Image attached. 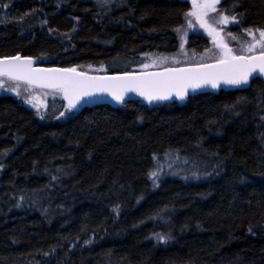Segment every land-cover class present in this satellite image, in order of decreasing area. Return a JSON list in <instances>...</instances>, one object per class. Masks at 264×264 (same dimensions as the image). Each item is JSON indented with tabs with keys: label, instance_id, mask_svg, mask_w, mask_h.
Returning <instances> with one entry per match:
<instances>
[{
	"label": "trees",
	"instance_id": "obj_1",
	"mask_svg": "<svg viewBox=\"0 0 264 264\" xmlns=\"http://www.w3.org/2000/svg\"><path fill=\"white\" fill-rule=\"evenodd\" d=\"M219 6L264 30V0ZM189 7L0 0V57L93 73L180 65L173 30ZM189 40L210 55L207 37ZM43 92L38 107L0 93V264H264L260 79L182 103L78 111ZM166 156L193 163L197 175L166 174L154 189L149 174Z\"/></svg>",
	"mask_w": 264,
	"mask_h": 264
},
{
	"label": "water",
	"instance_id": "obj_2",
	"mask_svg": "<svg viewBox=\"0 0 264 264\" xmlns=\"http://www.w3.org/2000/svg\"><path fill=\"white\" fill-rule=\"evenodd\" d=\"M206 35L209 37L212 46L219 52L218 57L214 60L183 64V65H173L165 66L153 69H144L138 71H125V72H114V73H93L85 70H79L76 67H60V66H45L38 64L35 59L31 56L14 54L8 56H1L0 60L5 58L19 57L18 60H9L8 62L12 64H19L22 66V71L19 73L20 79L10 80L7 76H0V79H6L12 83L23 85L30 89H36L41 91L55 92L59 94L64 106L69 111H78L85 107H92L96 105H108L111 107H116L124 104L128 101H141L148 105H153L156 103H182L188 96H194L201 93L216 94L219 91H232L235 89H244L248 87L251 80L258 78L264 84V75L254 73L253 76L249 78L247 85L243 86H232L223 83L221 81L217 88H212L210 84L204 83L202 79L198 77L205 73L221 74L225 71V64L221 63L225 60L229 63L232 62L233 56H250L259 57L262 52H256L251 54H236L231 51L230 54L226 52L222 47L218 45H229L221 35L220 31L217 29L210 28L206 29ZM25 58L31 59V65H29ZM254 63H259V60L253 61ZM213 66V67H204ZM60 69H75V72H50L48 70H60ZM171 70V71H170ZM181 70H191V71H181ZM128 73L133 77H136L138 81L141 82V90L146 94L141 95L139 91H123V85L119 81H114L113 77H124ZM32 80L30 83L29 80ZM61 80H79L83 82L82 88H67L61 89L59 87L51 86H41L42 84H52L56 81ZM144 81H158L160 82L159 87H147L144 86ZM199 86H195V85ZM94 85L106 86V91H101L98 87ZM87 90L91 95H83V91ZM113 92L120 93L123 95V102H117L113 98ZM178 93L183 94V99H181ZM153 96H167V99H153L149 102L147 98L148 95ZM67 97V98H66ZM76 104L75 108H69V100Z\"/></svg>",
	"mask_w": 264,
	"mask_h": 264
},
{
	"label": "rangeland",
	"instance_id": "obj_3",
	"mask_svg": "<svg viewBox=\"0 0 264 264\" xmlns=\"http://www.w3.org/2000/svg\"><path fill=\"white\" fill-rule=\"evenodd\" d=\"M91 1L98 2L99 4L104 6H119L125 0ZM187 1L190 7L188 11L183 15L180 25L173 30L178 40V49L173 55H171L175 63H178L180 65L201 63L210 61L208 60V58L210 59L213 56L216 57L211 58L212 60L218 57L219 52L212 46V44L210 55H206V53L197 54L189 45V38L191 35L200 34L207 37V39L209 40V37L205 34V29L199 26V21H202L203 23H205L206 26H209L210 28L219 30L223 38H226L225 41L227 42V44L228 42H233L239 52V49H243L245 54L264 51V44L256 43V41L260 40L259 31H257L256 28L243 27L242 17L234 16L236 20L239 21L238 23L233 22L232 17H227V23L220 22L223 17H226L219 6L221 0H219V3H214V0ZM205 5H214L215 10H213L212 7H206ZM189 13H195V15H188ZM16 23L21 26V16L17 19ZM178 29L179 31H177ZM247 30H251L254 35H248ZM251 44H256V46L251 51H248V46ZM0 83H2L3 85V87H0V93L10 94L15 98L19 99L22 103H28L29 97L36 98L37 101L31 99V101L33 102L32 107H38L40 103H42V101L45 99V97L48 96V94L44 93L43 91L37 93L31 90L30 88H26L23 85L9 82L6 79H0ZM29 104H31L30 101ZM163 162L164 163L161 164L159 169H157L156 171H152L158 174L155 179L151 178L154 189L158 187L161 178L166 174H177L183 177L184 179H187L188 177H193L194 174L197 175V171L195 170L194 164L187 161L186 159H176V157L174 158L166 156Z\"/></svg>",
	"mask_w": 264,
	"mask_h": 264
},
{
	"label": "snow or ice",
	"instance_id": "obj_4",
	"mask_svg": "<svg viewBox=\"0 0 264 264\" xmlns=\"http://www.w3.org/2000/svg\"><path fill=\"white\" fill-rule=\"evenodd\" d=\"M214 3H219V0H214ZM206 7H212L215 10L214 5H205ZM188 15H195V13H189ZM233 22L238 23L239 21L236 20L235 17H232ZM222 23H227L228 18L223 17L220 21ZM179 31V29L177 30ZM259 31L260 40L256 41L257 44H264V30H257ZM248 35L253 36V32L251 30H247ZM256 44H251L248 46V51H251ZM218 47H222L226 50L228 54L231 53V49L227 48V45H218ZM19 57H12V58H5L0 60V76H7L10 80L20 79L19 73L22 71V66L19 64H12L8 62L9 60H18ZM27 64L31 65V59L25 58ZM259 60V63H254L253 61ZM221 63L225 64V71L221 74H214V73H205L200 75L198 78L202 79L204 83L210 84L212 88H217L221 81V77L223 79V83L232 86H243L247 85L249 82V78L253 76L254 73H258L260 75H264V52L257 57H250V56H233L232 62L229 63L225 60H222ZM147 67V65H145ZM204 67H213V66H204ZM50 72H75V69H60V70H48ZM171 71V70H170ZM181 71H191V70H181ZM114 81H119L123 85V91H139L141 95H145L146 93L141 90V82L138 81L136 77L131 76L130 74L126 73L124 77H113L111 78ZM29 82L31 83L32 80L30 79ZM144 86L147 87H159L160 82L158 81H144ZM41 86H51V87H59L61 89L71 88H82L83 82L79 80H61L53 82L52 84H42ZM195 86H199L198 84ZM0 87H3L2 83H0ZM94 87H98L101 91H106V86L103 85H94ZM113 98L117 102H123V95L120 93L113 92ZM83 95H91L86 89L83 91ZM179 97L183 99V94L178 93ZM67 98V97H66ZM149 102L153 99H167V96H153L151 94L147 97ZM76 104L69 100V108H75ZM64 113H61L63 116ZM43 118V117H42ZM150 178L155 179L158 174L156 172H151L149 174Z\"/></svg>",
	"mask_w": 264,
	"mask_h": 264
},
{
	"label": "flooded vegetation",
	"instance_id": "obj_5",
	"mask_svg": "<svg viewBox=\"0 0 264 264\" xmlns=\"http://www.w3.org/2000/svg\"><path fill=\"white\" fill-rule=\"evenodd\" d=\"M199 26L200 27H202V28H204L205 29V34H206V29H207V27L208 26H206L205 25V23H203L202 21H199ZM226 39V38H225ZM236 44V43H235ZM228 45H229V47H230V49L232 50V51H234V52H236V53H243V54H245V52H244V50L243 49H239L240 50V52L236 49V46L234 45V43L233 42H228ZM213 57H216V56H213ZM213 57H211V58H213ZM209 59L208 58V60H212V59ZM3 80H5V79H3ZM10 82V81H9ZM20 85V84H19ZM27 88V87H26Z\"/></svg>",
	"mask_w": 264,
	"mask_h": 264
}]
</instances>
